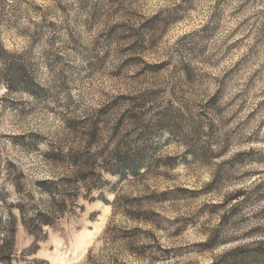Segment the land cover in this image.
I'll return each instance as SVG.
<instances>
[{
    "label": "rangeland",
    "instance_id": "1",
    "mask_svg": "<svg viewBox=\"0 0 264 264\" xmlns=\"http://www.w3.org/2000/svg\"><path fill=\"white\" fill-rule=\"evenodd\" d=\"M11 65L32 92L9 86ZM102 108L90 153L124 115L120 132L166 115L178 135L152 141L143 175L102 171L91 201L67 185L69 209L33 242L20 221L48 200L36 183L77 169L49 152L83 150ZM9 221V264H264V0H0V244Z\"/></svg>",
    "mask_w": 264,
    "mask_h": 264
},
{
    "label": "trees",
    "instance_id": "2",
    "mask_svg": "<svg viewBox=\"0 0 264 264\" xmlns=\"http://www.w3.org/2000/svg\"><path fill=\"white\" fill-rule=\"evenodd\" d=\"M13 68V69H12ZM9 71L7 77V82L9 86H14L15 88H21L32 92L33 88L37 86L33 82L32 76H30L24 69L19 71L15 70L13 65L6 69ZM128 113V120L137 124L139 117L130 112ZM106 114V109H99L94 116H91L89 124L83 128L82 134L85 136L84 149L79 151H69L65 155H61L58 149H53L54 151L49 152L48 155L54 158H63L66 156L71 161L74 167L77 169L74 171L72 178H62L61 180H40L36 183L37 189L41 195L47 197V201L42 208H33L32 217L29 221H24L21 218V224L25 230L30 233L34 240L37 242L39 239L45 237L44 227H53L54 221L63 215L69 209V201L71 193L70 187L76 183H82L85 190L87 191L84 196L85 199L91 201L94 198L90 197L91 190L93 188H100L104 185L101 181V172L105 171L112 175H118L120 178H124L126 175H131L137 177L145 174L149 171L152 166H155L154 157V146L153 140L160 136L163 130H166L171 135H178V131L173 127L174 123L168 116H157L153 119L151 118L149 123L142 125H134L132 129H122L120 128L124 125L125 115L118 118L115 123L114 128L110 132L109 144L114 140V145L111 149H106L103 153H90L91 147L94 145L100 147V134L102 133L99 124L101 122L102 116ZM130 114V115H129ZM152 120V121H151ZM87 122V121H86ZM85 121H78L77 124L74 122V127L79 125H84ZM139 123V122H138ZM140 127V129L138 128ZM122 132L124 133L122 135ZM121 133V135H120ZM120 135V136H119ZM83 138V137H82ZM108 146V145H107ZM102 158L99 165H97L98 158ZM64 159V158H63ZM99 166V167H97ZM122 198L117 196L115 193L114 203L120 202ZM127 204L131 202L125 199ZM19 212L22 214L24 209L23 205L17 206ZM137 212V211H136ZM140 212V211H138ZM135 215V212H133ZM143 214V213H142ZM137 220L144 218V215L139 213L135 215ZM8 235L4 236L2 243L0 244V261L5 264L11 262V257L13 253L14 246V235L16 231L17 221H9ZM128 234L127 236H129ZM126 236V235H125ZM209 244L207 240L205 242ZM90 258V253L88 252L85 261L88 262Z\"/></svg>",
    "mask_w": 264,
    "mask_h": 264
}]
</instances>
